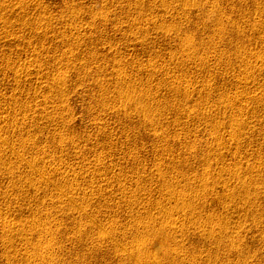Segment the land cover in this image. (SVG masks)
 Listing matches in <instances>:
<instances>
[{
  "label": "rangeland",
  "instance_id": "rangeland-1",
  "mask_svg": "<svg viewBox=\"0 0 264 264\" xmlns=\"http://www.w3.org/2000/svg\"><path fill=\"white\" fill-rule=\"evenodd\" d=\"M0 264H264V0H0Z\"/></svg>",
  "mask_w": 264,
  "mask_h": 264
},
{
  "label": "bare ground",
  "instance_id": "bare-ground-1",
  "mask_svg": "<svg viewBox=\"0 0 264 264\" xmlns=\"http://www.w3.org/2000/svg\"><path fill=\"white\" fill-rule=\"evenodd\" d=\"M186 2H187V1H186ZM188 4H189V3H188ZM188 4H187V5H188ZM193 4H194V3H193ZM193 4H192V6H193ZM194 5H195V4H194ZM188 43H189V42H188ZM132 98H133V97H132ZM126 99H127V100H130L129 97H128V98L126 97ZM138 100H139V99H138ZM148 116H149V114H148ZM67 198H68V197H67ZM70 198H71V197H70ZM59 199H60V201H57V202H58V203L60 202L61 205H62L63 203L65 204L66 202H69V200L65 201V200H62L61 198H59ZM59 199H57V200H59ZM64 199H65V198H64ZM64 201H65V202H64ZM70 202H71V199H70ZM72 203H73V202H72ZM69 204H70V203H68V205H69ZM73 204H74V203H73ZM40 239H41V238H40ZM43 239H44V238H42V240H43ZM48 241H49V240H48ZM50 241H51V240H50ZM39 242H40V240H39ZM42 242L45 243V244H48V243H46L47 240H46V241H42ZM40 243H41V242H40ZM43 243H42V245H44ZM49 244H50V243H49ZM49 244H48V245H49ZM51 244H52V242H51ZM45 247H47V245H45ZM30 248H32V247L30 246ZM37 248H38V247H37ZM26 249H27V248H26ZM28 250H30V251L32 250V252H33L34 254L37 253L40 257H43V255L46 256L45 253H44V251H43V247H42V251H43L44 254L41 252L40 249H36V247H35V249H34V248L29 249V248H28ZM26 252H27V250H26ZM35 252H36V253H35ZM47 254H49V253H47ZM50 255H51V254H50ZM50 255H49V256H50ZM47 258H48V257H46V259H47ZM48 259H51V258L49 257ZM52 259H53V258H52ZM50 261H52V260H50ZM45 262H46V261H45ZM51 263H53V262H51Z\"/></svg>",
  "mask_w": 264,
  "mask_h": 264
}]
</instances>
